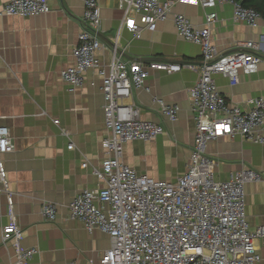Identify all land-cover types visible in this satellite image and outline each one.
I'll use <instances>...</instances> for the list:
<instances>
[{"label":"crops","instance_id":"1","mask_svg":"<svg viewBox=\"0 0 264 264\" xmlns=\"http://www.w3.org/2000/svg\"><path fill=\"white\" fill-rule=\"evenodd\" d=\"M96 1L101 41L116 43L125 62L146 66L152 61H200L201 48L179 38L171 18L136 40L122 26L120 0ZM158 1L170 3L173 14L184 16L197 28L205 26V15L210 13L198 0ZM7 2L0 0V128L8 130L14 151L1 160L12 214L22 235L20 245L36 250L27 264H99L110 237L98 230L89 233L82 223L68 218L78 194L105 186L93 171L102 168L106 158L102 142L109 137L98 72H86L79 88H70L61 78L64 70L75 65L71 53L84 30V5L81 0H47L48 14L23 19L2 14ZM212 12L217 20L209 27L210 42L218 53L230 52L241 42L258 46L262 60L256 73H239L233 86L228 79L214 76L226 102L248 110L249 100L264 97V20L260 17L255 28L235 24L230 3L218 4ZM96 55L108 72L111 54L102 50ZM145 70L143 88L133 89L126 103L139 109L142 121L161 126L163 134L154 141L123 144L121 161L138 175L175 183L186 173L193 150L195 121L188 90L199 74L186 68L175 74ZM153 99L177 106L176 119L172 122L163 116ZM205 155L215 162L212 171L217 182L227 181L243 168L264 178V144L222 137L206 145ZM44 204L55 208L51 222L42 218ZM8 209L7 196L1 193L0 236L9 222ZM245 213L250 232L264 227V181L245 184ZM253 246L261 259L257 264H264V247L259 241ZM14 262L11 246L0 240V264Z\"/></svg>","mask_w":264,"mask_h":264},{"label":"built area","instance_id":"2","mask_svg":"<svg viewBox=\"0 0 264 264\" xmlns=\"http://www.w3.org/2000/svg\"><path fill=\"white\" fill-rule=\"evenodd\" d=\"M84 5V30L71 56L75 65L64 70L61 78L70 88L83 84V75L96 71L102 78L105 130L109 137L102 142L106 158L101 170L93 175L105 183L102 189L78 194L69 206V219L83 224L89 233L101 231L110 237V247L99 264H257L260 256L253 244L264 247V227L250 232L245 213V184L264 181L257 172L243 168L227 181L217 182L212 168L215 162L205 155L209 142L222 137H239L253 144H264V97L249 100L248 110L229 105L215 85L220 75L237 85L238 75L257 72L261 57L252 42L236 43L227 53H218L210 42L209 27L216 22L218 4L233 6L232 22L255 28L260 19L252 9L230 0H198L210 13L205 26L194 27L184 16L173 14L171 4L158 0H120L122 26L138 40L144 31L154 32L157 24L171 18L177 36L201 48L197 64L152 61L146 66L122 59L116 43L101 41L100 9L96 0H81ZM47 0H8L2 14L8 17L35 18L48 14ZM108 51L112 61L106 68L96 53ZM199 74L188 90L195 121L194 145L186 173L175 183L155 181L138 175L122 163V145L132 141H154L163 134L161 126L142 121L139 109L127 104L133 89H142L147 70L175 74L182 69ZM160 113L174 121L179 108L153 99ZM54 124H58L55 121ZM71 150L72 146L69 145ZM14 147L7 129L0 128V194L8 201L9 222L1 229L0 240L11 246L14 264H27L35 249L20 245L21 231L12 214V197L6 188L2 156ZM85 168L86 164H82ZM44 221L51 222L55 208L44 204ZM68 264H74L70 262Z\"/></svg>","mask_w":264,"mask_h":264},{"label":"trees","instance_id":"3","mask_svg":"<svg viewBox=\"0 0 264 264\" xmlns=\"http://www.w3.org/2000/svg\"><path fill=\"white\" fill-rule=\"evenodd\" d=\"M241 7L254 10L264 20V0H230Z\"/></svg>","mask_w":264,"mask_h":264}]
</instances>
